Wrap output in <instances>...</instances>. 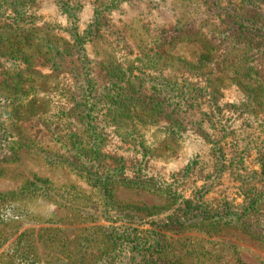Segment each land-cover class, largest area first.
Segmentation results:
<instances>
[{"label":"rangeland","instance_id":"obj_1","mask_svg":"<svg viewBox=\"0 0 264 264\" xmlns=\"http://www.w3.org/2000/svg\"><path fill=\"white\" fill-rule=\"evenodd\" d=\"M39 1L41 24L73 23L66 36L84 45L89 78H103L101 60L120 64L133 92L124 104L140 110L115 119L126 135L107 131L105 152L123 157L111 200L65 163L25 149L0 163V194L13 195L0 209L18 226L0 264L12 253L13 264H129L133 237L141 249L159 241V264H264V196L241 219L184 220L185 200L242 214L246 189L264 194V38L240 27L248 15L264 20V0H103L99 8L81 0L70 21L56 0ZM96 29L109 36L96 38ZM43 59L35 65L48 74ZM43 88L49 119L68 118L59 91ZM136 120L153 126L131 134ZM252 174L259 177L249 182ZM37 178L47 183L35 182L34 193L45 197L31 199L22 188Z\"/></svg>","mask_w":264,"mask_h":264},{"label":"trees","instance_id":"obj_2","mask_svg":"<svg viewBox=\"0 0 264 264\" xmlns=\"http://www.w3.org/2000/svg\"><path fill=\"white\" fill-rule=\"evenodd\" d=\"M56 1L67 15L68 21L76 18L78 11L76 8H80L81 0ZM93 1L99 8L103 0ZM38 6L39 0H0V163L16 160L18 152L25 149L33 154L42 155L49 162L65 163L68 168L76 171L89 187L100 190L111 200L114 186L123 180L120 177L123 171L114 176L111 174L117 170L118 162L123 160V157H115L105 152L107 131L112 129L118 137L126 135L127 125L115 119L129 117L132 119L140 109L130 108L124 104L132 98L133 92L126 89L122 83L123 71L120 64L116 62L110 65L108 61L101 60L98 72L103 78L101 80L96 77L89 78L90 73H87L85 65L87 59L84 45L77 41L79 44L77 47L74 45V39L66 36V33L73 34V23L68 22L67 25L61 26L62 28H51L45 23L41 24ZM249 16L243 18L247 25L240 27L263 33L261 37L264 38V20L261 23L251 21V18L248 19ZM94 32L99 33L96 38L109 36V32L104 30L96 29ZM39 59L44 60L48 74H43L35 65ZM73 78L74 83L71 82ZM104 78L107 81L104 82ZM46 84H52V90L59 91V100L67 103L68 110L62 109L61 112L68 115V118L61 121L55 112L53 119H49L51 116L48 111L51 106L46 102L43 104L46 96L43 87ZM145 107L148 108L147 105ZM152 110L148 109V112L152 113ZM143 111L145 110H141ZM71 117H74V120H70ZM129 126L133 127L129 131L133 134L137 131L135 128L153 124L136 120ZM137 137L141 136L138 135L134 139ZM247 177L250 182L256 181L254 179L259 176L252 174ZM35 182L41 185L47 183L46 180L37 178L25 182L22 190L31 188L29 194L31 199L44 198L45 195L42 193H34L37 190ZM243 194L248 201L241 204L242 214L233 213L228 209L213 208V205H202L198 200L194 202L195 204L192 200H185L187 208H184V220L195 225L199 222H215L216 219H223L227 215H236L241 219L248 212L256 210L255 207L258 206L256 201L264 196L255 195L254 190L250 188ZM12 196L0 194L2 206L9 205ZM13 215L14 213L11 214L5 208L0 209V249L9 240L13 233L11 231L18 228L12 224ZM20 219L23 220V217ZM176 220L172 222L174 225L183 222L180 219ZM132 242L130 249H134V256L129 264H159L160 259L157 257L159 241L155 240L148 244L145 242L142 249L138 247L135 237L132 238ZM9 259V264H13L15 261L13 253L9 255Z\"/></svg>","mask_w":264,"mask_h":264}]
</instances>
